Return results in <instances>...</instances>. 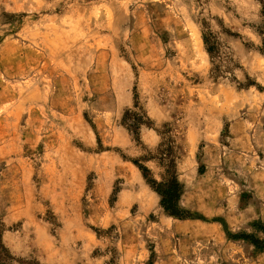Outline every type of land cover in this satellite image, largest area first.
Here are the masks:
<instances>
[{
  "label": "rangeland",
  "instance_id": "374dc122",
  "mask_svg": "<svg viewBox=\"0 0 264 264\" xmlns=\"http://www.w3.org/2000/svg\"><path fill=\"white\" fill-rule=\"evenodd\" d=\"M165 129L178 216L132 164ZM0 238L34 264H264V0H0Z\"/></svg>",
  "mask_w": 264,
  "mask_h": 264
},
{
  "label": "trees",
  "instance_id": "16d2710c",
  "mask_svg": "<svg viewBox=\"0 0 264 264\" xmlns=\"http://www.w3.org/2000/svg\"><path fill=\"white\" fill-rule=\"evenodd\" d=\"M206 44V42H205ZM211 53L210 49H207ZM135 111H126L123 115V124L129 131L132 141L140 143V130L142 127H148L149 122L144 112L139 109L135 102L133 105ZM163 135L160 134V143L155 149V154L142 157L138 161H132V164L140 171L147 186L160 197V205L165 212L172 216H178L177 203L182 194L181 185L176 175V160L178 158V147L174 141L167 136L169 129H165ZM167 136V137H165ZM142 163H153L161 170L159 180H156L150 169ZM0 264H34L31 261L14 257L11 252L3 245L0 238Z\"/></svg>",
  "mask_w": 264,
  "mask_h": 264
}]
</instances>
